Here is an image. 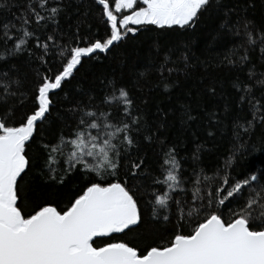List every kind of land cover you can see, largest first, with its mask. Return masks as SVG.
Listing matches in <instances>:
<instances>
[{
	"label": "snow or ice",
	"instance_id": "1",
	"mask_svg": "<svg viewBox=\"0 0 264 264\" xmlns=\"http://www.w3.org/2000/svg\"><path fill=\"white\" fill-rule=\"evenodd\" d=\"M94 3L105 35L89 38L78 26L74 32L61 26L69 7L64 0H0V13L17 9L11 20L0 22V61L27 53L45 69L36 72L32 107L19 122L13 108L0 111V264H264V170L253 164L238 177L229 171L236 153L248 149L256 126L264 128V65L260 71L249 67L247 79L234 83L238 105H248L251 119L233 122L234 151L215 174L219 183L201 186L193 169L197 179L190 199L181 196L187 193L177 145L161 132L166 119L151 121L140 106L147 100L137 103L133 95L142 90L139 80L125 85L110 79L99 95L79 88L75 98L66 91L87 60L101 53L118 58L116 48L129 34L186 31L206 16L220 17V32L243 34L250 46L258 43L264 61V28L256 29L246 15L255 0ZM248 62L247 50L229 61L233 67ZM4 75L7 103L17 95L13 85L19 89L21 82ZM206 93L215 96V85ZM61 94L67 107L62 103L58 109L54 99ZM182 112L181 120L195 119L189 107ZM208 121L220 123L221 117L210 112ZM53 123L57 129L49 138ZM144 143L155 146L157 161L150 160ZM251 147L264 154V133ZM30 175L33 181L26 183ZM161 222L172 228L160 243L141 246L119 238Z\"/></svg>",
	"mask_w": 264,
	"mask_h": 264
},
{
	"label": "trees",
	"instance_id": "2",
	"mask_svg": "<svg viewBox=\"0 0 264 264\" xmlns=\"http://www.w3.org/2000/svg\"><path fill=\"white\" fill-rule=\"evenodd\" d=\"M223 2L225 5H234L237 0ZM64 3L69 7L67 15L60 19V24L66 32H74L78 26L79 33L88 35L89 38L105 35L104 21L94 0H64ZM16 12L17 9L12 8L10 12L0 13V22L11 20ZM246 15L256 29L264 28V0H255V6L248 9ZM219 21L218 15L206 16L202 17L195 27L186 31L181 29L165 33L156 30L159 35L145 32L137 33L134 37L129 34V38L121 41L116 48V52L121 54L118 58L101 53L99 59L87 60L75 80L66 85V91L79 98V88L92 90L94 94L99 95L104 87L102 82L115 79L119 83L132 85L139 80L142 90H133L137 103L141 99L147 100L146 104L140 106L151 121L158 123L166 119L167 127L161 129V132L167 141L177 145V160L180 164V174L184 178L183 187L187 193L186 196L181 193V196L186 199L191 198L196 187L194 182L197 176L194 175L193 169L203 182L201 186L219 183L215 174L222 171L226 160L234 151L233 122L237 119L240 122L251 119L248 105H238L239 93L234 83L237 79H247L249 67H255L260 71L261 65H264V61L260 59L261 48L258 43L250 46L243 34L237 36L220 32ZM41 32L42 36L47 34L46 30L42 29ZM29 47L34 48V45L30 42ZM245 50L248 51L249 62L237 63L233 67L229 61H238ZM184 56L188 57L187 61ZM44 70V66L35 58H30L27 53L8 62L0 61V81L5 80L4 74H7L8 77L21 82L19 89L13 85L17 95L9 96L7 103L2 102L3 91L0 84V111L8 107L13 108V118L19 122L23 113L32 107L31 95L34 81L37 79L36 72L43 73ZM209 84L215 85V96L207 95L206 89ZM254 92L257 96L260 95L258 85ZM62 103L67 107L63 94L54 99L58 109ZM185 107L190 108L195 119L187 121L180 119L182 109ZM210 112L220 116L221 122L212 121L210 124L208 121ZM56 129L57 124L53 123L46 136L51 138ZM209 131H212L213 135L209 136ZM262 133L264 128L257 125L251 140L248 141V149H242L233 157L229 170L232 177L247 172L253 164L256 170H264V164L260 163L264 154L259 150L254 151L251 147L253 143L259 142ZM154 147L147 143L142 145L153 162L159 159V153L153 150ZM194 153L198 159H193ZM32 181L31 175L25 178L26 183ZM70 187L75 190L78 183ZM65 192L67 193L68 189H65ZM145 211H150V206ZM171 228V224L162 222L145 225L129 232L127 236L120 235L119 238L141 246L160 243L161 238Z\"/></svg>",
	"mask_w": 264,
	"mask_h": 264
}]
</instances>
